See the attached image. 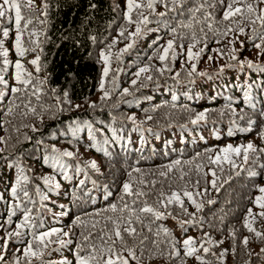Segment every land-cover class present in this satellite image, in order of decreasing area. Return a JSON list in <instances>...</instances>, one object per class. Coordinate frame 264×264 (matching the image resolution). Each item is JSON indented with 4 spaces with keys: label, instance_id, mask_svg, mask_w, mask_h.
<instances>
[{
    "label": "trees",
    "instance_id": "trees-1",
    "mask_svg": "<svg viewBox=\"0 0 264 264\" xmlns=\"http://www.w3.org/2000/svg\"><path fill=\"white\" fill-rule=\"evenodd\" d=\"M134 1L143 7L132 9L133 23H128L125 0H46V15L42 0H35L39 6L34 11L27 7V0H20L23 57L17 55L14 46V13L12 20L0 21V51H7L6 57L0 55V238L17 231L28 236L8 241L16 247L3 250L5 260L0 264H44L49 251L42 247L47 244L45 240L32 245L37 253L32 260L24 256V250L27 244L39 241L36 237L40 234L62 226L55 217L65 203L77 202L80 191L86 194V206L91 202L98 211L88 217L84 208L74 216L79 218L78 223L67 224L93 222L99 233L102 229L108 232L113 229L112 220L121 216L122 229L127 226L131 212L138 235L129 237L122 231L128 245L144 239L145 245L159 251L138 254L139 264H193L203 248L208 246L212 251L213 244L215 254L223 253L227 264H264V253L253 255L251 250L254 244L261 247L264 243V237L255 235L264 230V219L254 212L247 215L255 202L253 190L247 191L252 181L246 180L245 172L251 166L246 165L241 152L221 151L229 145L236 148L248 139L264 113V68H250L247 63L241 66L251 61L245 60L251 51L258 50L254 43L260 41L250 39L255 35L253 28L264 30L259 20L253 25L248 17L256 19L264 4L239 0L233 8L241 7L243 13L224 21L230 0H186L182 7L172 0H152V10L147 7L149 0ZM248 4L255 9L251 14ZM143 17L148 23H141V32L131 35ZM28 19L32 23L24 29ZM241 27L243 34L239 32ZM228 28L233 31L223 35ZM5 30L7 37L3 35ZM169 41H173V47L165 53ZM227 43L237 50L229 54ZM129 44L131 47H127ZM190 46L202 55L215 50L225 53L220 57L222 66L208 74H196L200 64L193 72L180 60ZM102 51L107 65L101 58ZM37 56L39 71L27 62ZM160 56L165 59L161 61ZM17 61L23 65L25 83L14 78ZM251 62L264 65V60ZM105 66L109 68L106 77ZM141 68L147 73L137 76ZM114 86L120 101L113 99ZM13 87L19 90L13 93ZM105 91L112 99H97ZM234 108L244 118H238ZM201 112L205 119L193 124ZM250 118L254 120H247ZM262 129L264 125L256 131ZM52 148L73 155L60 158L63 167H53L51 160H45L55 155ZM83 154L95 164L99 162L98 169L97 164L92 168ZM76 166L85 168L91 177L89 182H83L89 175L76 174ZM18 175L27 176L28 181L18 186L19 194L14 199L11 187ZM43 177L50 178L48 184ZM125 183L133 193L144 195H126ZM233 185L244 198L232 189ZM24 189L28 197L23 196ZM185 192L202 206L200 211ZM173 193L177 198H172ZM112 205H116L115 212ZM181 205L192 215L185 214ZM145 206L160 212L162 218L141 212ZM10 213H14L11 223ZM25 215L30 217L27 225L17 229ZM220 215L222 222L217 227ZM137 216L142 223L137 222ZM246 217L255 231L249 232L244 226ZM179 221L191 223L181 225ZM207 224L215 226L211 235L205 230ZM74 235L77 240L76 230ZM188 237L196 241L197 252L191 257L184 256L183 241ZM245 237L247 245L243 243ZM93 243L99 245L100 240L93 239Z\"/></svg>",
    "mask_w": 264,
    "mask_h": 264
},
{
    "label": "snow or ice",
    "instance_id": "snow-or-ice-1",
    "mask_svg": "<svg viewBox=\"0 0 264 264\" xmlns=\"http://www.w3.org/2000/svg\"><path fill=\"white\" fill-rule=\"evenodd\" d=\"M186 2V0H172V3L177 6V7H182L183 3ZM233 3H239V0H230L227 9L224 11L223 14V20L224 21H228L231 17H234L237 13H243V9L241 7H235L233 8ZM258 4H264V0H257ZM42 4H43V10H44V15L47 14V8L48 5L46 3V0H42ZM27 7L31 10H35L36 8V3L35 0H27ZM93 7H95L93 5ZM127 7H128V11L125 13V18L128 21V23H133L130 13L132 11L133 8H142L143 5L140 3H134V0H127ZM148 9L152 10L153 9V3L152 0H149L148 4H147ZM197 11H199V9H197ZM255 11V9L253 8L252 4H248L247 5V12L249 14L253 13ZM12 13H14V22H15V28H16V38H15V49L17 52V55L20 57H23L24 53H25V49L22 47V43H21V21L24 19V16L22 15V11H21V4H20V0H0V21H3L5 19L8 20H12ZM160 15H164L163 13H161ZM248 19L250 20V23L255 25L256 21L259 20L262 28H264V8L260 9L259 14L256 16V19H251V16L248 17ZM32 21L31 19H28L24 25L23 28L27 29L28 25L31 24ZM147 24L148 23V18L147 17H143L142 20H140L139 22L136 23V32L132 33L131 35H137L141 32V28H140V24ZM209 29L212 28V25L209 24L208 25ZM173 32H175V29L172 30ZM233 29L232 28H228L227 32H224L223 35H227L229 32H232ZM240 34L244 33V28L241 27L239 29ZM253 33L255 34L253 37H250L251 40L255 41L256 39H258L260 42L259 43H254V47L256 49L259 50V55H264V30H257L256 28H253ZM124 31L121 30L120 35H123ZM3 35L5 37L8 36V31L5 30ZM32 35H35V33L33 32ZM195 39V37H194ZM219 42V41H217ZM194 46V45H193ZM127 47H131V44H129ZM173 47V41H169L168 42V46L165 49V53H167L168 49H171ZM127 50V48L125 49V51ZM201 51H203V49H201ZM0 55L2 56H7V51H0ZM101 58L104 59L105 65H107V58L105 57L104 52H101ZM199 55V53H197V56ZM193 53H192V47H189V51H188V58L189 60L192 59ZM233 59H236V56L233 55L232 57ZM161 61H163L165 59V56H160ZM209 59H211V57H209ZM32 65L37 66L36 70L39 71V66H38V62H39V56L36 57V59H33L31 61H29ZM247 63L248 67H258V68H264V65H254L251 61H246V62H242L241 66L243 67V64ZM15 68H16V73H15V80L19 83H25L26 81L22 80V75L23 73V65L17 61L15 64ZM195 68L196 66L193 64L192 65V71L195 72ZM147 71L146 68H141L136 75L139 76L141 72H145ZM109 72V68L107 66L104 67L103 69V76H107ZM29 76L31 75L30 73L28 74ZM201 75H204L203 73H201ZM150 79V77H149ZM2 82V81H0ZM133 83H135V81H133ZM19 89L13 87L11 89V91L13 93H16ZM100 90L103 91L104 90V83H103V79L101 80V85H100ZM125 94H127V89L124 90ZM108 96V92H104V96L101 97V99H105ZM247 98V97H246ZM90 107H94V105H90ZM9 112H11V109H9ZM205 119V113L201 112L199 113L195 119L192 121L193 124L197 123L198 121L204 120ZM33 131H35V129H33ZM3 142V141H0ZM222 152L225 153H229V152H235L237 155L240 154L241 152V148L240 147H236L233 148L231 145H229L227 148L221 149ZM252 151L255 152L256 148L254 147V145L252 143H248L246 145V147H244V155H243V160L245 163L248 162L249 160V155L248 153ZM260 151H264V149H261ZM52 153H54L55 155H50V156H46L45 160H51L53 167H55L57 164H60L61 167H63V164H61V157H72L73 153L69 152V151H59L56 148H52ZM219 159V157H217V160ZM215 163V161H213ZM177 163H179V161H177ZM91 167L92 168H96V164L95 162L91 163ZM233 167H235V164H233ZM262 167H264V165H262ZM21 173L23 172V169H20ZM131 175V174H130ZM213 176H215V173H212ZM253 175H255V173H253ZM65 178H68L67 175L65 174ZM45 184L49 183V177H43L42 178ZM28 181V177L27 176H20L18 175L16 178L15 183L13 184V186L11 187V195L12 197L15 199L18 196V186H20L23 183H27ZM212 186L215 188L216 187V183L215 181L212 182ZM56 187H59V185H56ZM123 191L126 195L128 196H132V195H136L141 196L144 195L141 192H136L133 193V191L131 190V187L129 185V183H125L123 185ZM260 192L264 193V187H261L259 189ZM185 195L188 197L189 201L192 202V204L195 206L197 211L201 210V205L196 203L195 200H193L191 193L185 192ZM23 196L24 197H28L29 193L26 189L23 190ZM173 199L177 198L176 194L173 193L172 196ZM170 202V201H169ZM209 203H214V201H209ZM255 204L257 207H259L260 209L264 210V197H257ZM17 207H19V205H16ZM128 205H125V209H128ZM181 207L183 208V205H181ZM111 210L113 212H115L116 209V205H112L111 206ZM30 211V210H29ZM121 211H124V209H121ZM141 212L143 213H154V215L156 216V218H162V214L158 211H154L153 208L145 206L142 209H140ZM183 211L185 212V214L188 215H192L187 213V209L183 208ZM14 215V213H10L9 214V218H8V222L11 223V216ZM248 216L252 215V209L249 208L248 209ZM259 215L261 217H264V211H261L259 213ZM30 219L29 216L25 215L24 217V222L23 224H17L16 227L17 229H21L22 227L27 225L28 220ZM110 220H112V218H109ZM137 222H141L142 220L140 219L139 216H137ZM122 221H124V217L121 216L115 220H112L113 223V229L111 231L105 232L104 229L101 230V233L96 236V239L100 240V244L97 245L96 243H93V239L94 236L92 233H89L88 235H84L83 239L81 242H79L77 244L76 247V251H75V258H76V264H130V261L135 260L137 262V264H139V258L137 257L136 254V249L134 247H130L127 243V241L124 238V235L122 234L123 232H126L127 235L129 237H136L138 235L137 230L134 226H132V219H131V212L129 214V218L127 220V226L123 227L122 229ZM79 222V218H77V221H74L73 223H78ZM181 223V225H183L184 223H191V221H179ZM244 226L248 229L249 232H253L255 231L251 224L249 223L247 217L245 218V222H244ZM93 227H95V225H93ZM58 230L57 229H51L47 232H44L42 234H40L39 237H36L38 239H40L41 241H43L44 237H50L52 236L54 233H56ZM17 236L21 235L20 231H17L15 233ZM12 234L9 233V237ZM65 236L69 235L67 232L64 233ZM255 235L260 238L262 237L261 232L256 231ZM62 246H66L67 244H71L72 241L68 240V241H61L60 242ZM117 243H119L120 248L119 250L117 249ZM243 243L245 245H247L248 243V238L245 237ZM145 244V240L141 239L140 240V245H144ZM196 241L194 240V238L192 237H188L187 239H185L183 241V246H184V256L186 257H191L193 256L196 252H197V248L195 247ZM3 250L6 251L7 250V240H5V243L3 245ZM204 253H208L209 252V248L204 247L203 248ZM81 252H86L85 255H81ZM124 253H126L127 255H124ZM261 253H264V248L261 249ZM24 256L28 257L29 255L32 256H37V253L35 251L32 250V244L29 243L28 246L25 248L24 250ZM173 254L176 256H179V252L175 251V249H173ZM221 255H223V253H221ZM197 259L200 261V264H205V262L203 261V259L199 256H197ZM5 260V255L4 254H0V262H3ZM30 264V262H29ZM61 264H67V261H62Z\"/></svg>",
    "mask_w": 264,
    "mask_h": 264
},
{
    "label": "rangeland",
    "instance_id": "rangeland-1",
    "mask_svg": "<svg viewBox=\"0 0 264 264\" xmlns=\"http://www.w3.org/2000/svg\"><path fill=\"white\" fill-rule=\"evenodd\" d=\"M35 3L38 7L39 2H35ZM125 3L127 4V0H125ZM36 9H38V8H36ZM228 46H229V50H230L229 54H232V53H234L235 50H237V46H232V45L227 43L225 45V47H228ZM163 48H165V46H163ZM188 51H189V47H187L184 50L183 56L180 58V60L189 69H192L193 64L195 66L200 64L201 65L200 68H196V70H197L196 74L199 72H200V75H201V73L208 74V73L214 71L215 68L221 67L223 64V58H220V57H223L225 53L221 52L220 50H215L214 52H212L210 54L208 53V54L202 55L200 53L199 49L192 47L193 56H192L191 60H189V58H188ZM197 53H199L198 56H197ZM250 53H251V55L248 56V58H246L245 60H251V61L264 60V55H259L258 50L251 51ZM209 57H211V59H209ZM27 62L29 63V61H27ZM144 73H147V71L141 72V75H144ZM134 80L136 81L137 78H135ZM118 86L121 87L122 85H118ZM46 89L47 88H44V91H46ZM112 90L115 94L113 96L114 101H116V100L120 101L121 97L118 96L119 93H118L116 86H114L112 88ZM124 90H123V93L125 92ZM102 96H103V94H99L97 96V99H101ZM110 99H112V98L109 94L107 96V98L105 99V102L110 101ZM103 105H105V104H100V106H103ZM234 111L238 115V118H244L243 117L244 114L240 113L241 114V116H240V114L237 112L236 108H234ZM247 120L251 121V120H254V118H252V119L250 118ZM251 124H253V123H251ZM263 125H264V113H262V115L260 117V121L255 124V127H254L255 130L253 131V133L250 134L248 139H246L245 141H240V144H238L236 146V147H241L243 149L241 151V154H244V147H246V145L248 143H252L254 145V147L256 148L255 152L250 151L248 153L249 160H248L246 165L251 166V167H249L250 168L249 171L245 172L248 175L246 177V180L248 182L252 181L250 184V187L247 189V191L253 190L252 191V198H254L255 201H256L257 197H264V193L259 191V189L261 187H264V167H262V165H264V151H260L261 149H264V129H262L260 131H256L258 127L263 126ZM83 156H85V154H83ZM84 158H87L88 164L90 166H91L92 162H95L93 159L89 158V156H85ZM96 164H97V169H98L99 162H96ZM257 165H259L260 167H256ZM243 171H245V168ZM253 173H255V175H253ZM76 174L80 175V176L89 175V173L85 170V168H83V166H76ZM90 179H91V177L89 175V176H87V178H85V180H83V182L84 181L89 182ZM77 182L78 183L76 184V186H79V180ZM232 189H234L237 194L242 195L244 198V194L241 192V190L239 188H237V187H235V185H233ZM85 197H86V194H84V191H80L79 196L77 197V202L65 203L63 205V208L60 210V213L58 214L57 217H55V218H58L59 221L61 220L62 226L55 228L58 231L56 233H54L52 236L44 237L43 240H45L47 242V244L43 245L42 247L45 250H50L52 248V251H54L56 246H60L62 248L60 252L62 254L65 253L64 255H68L69 251L67 250V248L69 247L70 244H67L66 246H62L60 243L61 241L66 242L68 240H71L72 243H76V245H77L79 242L82 241L84 235H88L89 233H92L94 236V239H96L95 237L100 234L99 231L95 227H93V225H94L93 222L81 224L79 226H76V225L70 226L67 224L69 221H71V222L76 221L77 218L74 217L75 214L78 211L83 210L84 208H85L84 211L86 213L87 212L89 213L86 215L88 217L94 216L95 213L98 211V209L94 208V206L91 204V202H89L88 207L86 206L87 201H85ZM248 201H250L252 204V200L250 198L248 199ZM74 203H76V205H74ZM249 208L252 209V212H254V214L256 213L258 215L261 211H264V210L260 209L259 207H257L255 202H254V209L252 206ZM55 215H57V214H55ZM72 216L74 217L73 219H72ZM262 218L264 219V217H262ZM220 222H222L221 215L219 216V218L216 219L217 227L219 226ZM49 230H51V229H49ZM74 230H76L78 233V239L77 240H76V237L74 235ZM205 230L209 233V235H211L215 232V226L207 224V228ZM65 232H67L69 235L65 236L64 235ZM259 232L264 234V230H260ZM11 234L12 235L10 237H9V233H7L6 236L0 238V242H2V243H0V248L2 249V252L0 254H3V245L5 243V241H4L5 239L7 240V249H10V248H15L16 246L9 245L8 241L12 242L13 240H15L19 237H24L25 239L28 237L25 234H22L19 236H17L15 233H11ZM262 237H264V235H262ZM261 240L264 242V240L262 238H261ZM39 242H41L40 239L37 242H33L32 245L35 243H39ZM209 242H210V245L213 244V241L212 242L209 241ZM213 245L215 248L216 244H213ZM132 247H134L136 249L137 255L142 253V252L151 253V254H158L159 253V251L157 249H155L151 246L145 245V244L140 245V243H138V244H134ZM206 247L209 248L208 246H206ZM214 248L212 251L209 248L208 253H204V251H202L197 256L201 257L203 259V261L205 262V264H217L220 261H222L223 264H227L228 260L226 261L225 258L223 257V255H220L219 253L215 254ZM262 248H264V243L261 245V247H260L259 243L254 244L252 249H251L252 254L258 255V256L261 255L262 254L261 253ZM241 252L244 254L243 250H241ZM85 254H86V252H81V255H85ZM28 258H29V260H32V255H29ZM66 261H67V264H76L75 255H72ZM193 264H200V261L196 260V262H194Z\"/></svg>",
    "mask_w": 264,
    "mask_h": 264
}]
</instances>
